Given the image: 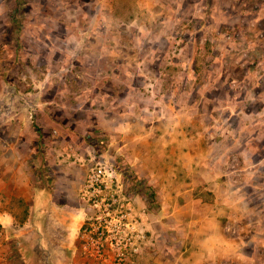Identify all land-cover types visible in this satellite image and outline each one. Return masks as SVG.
I'll return each instance as SVG.
<instances>
[{"label": "rangeland", "instance_id": "rangeland-1", "mask_svg": "<svg viewBox=\"0 0 264 264\" xmlns=\"http://www.w3.org/2000/svg\"><path fill=\"white\" fill-rule=\"evenodd\" d=\"M0 213V264H264V0H0Z\"/></svg>", "mask_w": 264, "mask_h": 264}, {"label": "crops", "instance_id": "crops-1", "mask_svg": "<svg viewBox=\"0 0 264 264\" xmlns=\"http://www.w3.org/2000/svg\"><path fill=\"white\" fill-rule=\"evenodd\" d=\"M50 201V200H49ZM47 201L46 203L44 201L41 202V208L40 210L45 212L47 217H51L53 214H55L56 218H59L58 221L60 223H62V220L60 218V216L58 215V212L63 216L65 215H69L71 217L77 218L74 220V223L76 221H78L77 228H79V226L83 223V220L81 219V213H79L78 211H76V208L74 207H63L61 212L60 210L58 211V208L56 207H47V203L49 202ZM71 208V209H70ZM2 223V224H1ZM3 225V226H2ZM0 227L3 231V235L0 238V242L3 241V239H5L7 232H9L10 228H12V232L15 233V235H19V234H26L27 231L25 232L24 229H19L17 224L14 222V218L12 217V215L10 213H0ZM6 227V228H5ZM25 242V241H23ZM26 243V242H25ZM25 243H23L24 248H27V245H25ZM1 246V245H0ZM24 248H20V251L18 252L19 255H21L22 257H25L27 259L26 256V251ZM1 249V248H0ZM24 249V250H23Z\"/></svg>", "mask_w": 264, "mask_h": 264}, {"label": "trees", "instance_id": "trees-1", "mask_svg": "<svg viewBox=\"0 0 264 264\" xmlns=\"http://www.w3.org/2000/svg\"><path fill=\"white\" fill-rule=\"evenodd\" d=\"M132 171L129 172L128 181L135 185V189L139 192L145 193L148 206L150 208L156 207V195L150 186H148L142 179L137 178L136 176H131Z\"/></svg>", "mask_w": 264, "mask_h": 264}, {"label": "built area", "instance_id": "built-area-1", "mask_svg": "<svg viewBox=\"0 0 264 264\" xmlns=\"http://www.w3.org/2000/svg\"><path fill=\"white\" fill-rule=\"evenodd\" d=\"M2 235H3V231H2V229L0 227V238L2 237Z\"/></svg>", "mask_w": 264, "mask_h": 264}]
</instances>
